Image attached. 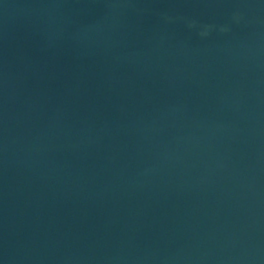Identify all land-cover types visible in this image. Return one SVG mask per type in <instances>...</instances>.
I'll use <instances>...</instances> for the list:
<instances>
[{
  "label": "water",
  "instance_id": "1",
  "mask_svg": "<svg viewBox=\"0 0 264 264\" xmlns=\"http://www.w3.org/2000/svg\"><path fill=\"white\" fill-rule=\"evenodd\" d=\"M0 264H264V0H0Z\"/></svg>",
  "mask_w": 264,
  "mask_h": 264
}]
</instances>
